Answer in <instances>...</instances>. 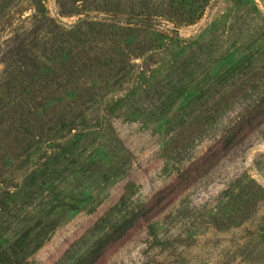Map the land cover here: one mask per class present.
<instances>
[{
	"label": "rangeland",
	"instance_id": "374dc122",
	"mask_svg": "<svg viewBox=\"0 0 264 264\" xmlns=\"http://www.w3.org/2000/svg\"><path fill=\"white\" fill-rule=\"evenodd\" d=\"M18 113L0 264H264V0H0Z\"/></svg>",
	"mask_w": 264,
	"mask_h": 264
},
{
	"label": "trees",
	"instance_id": "16d2710c",
	"mask_svg": "<svg viewBox=\"0 0 264 264\" xmlns=\"http://www.w3.org/2000/svg\"><path fill=\"white\" fill-rule=\"evenodd\" d=\"M19 114L0 118V147L7 143L8 138L15 140V138L23 137V117H19Z\"/></svg>",
	"mask_w": 264,
	"mask_h": 264
}]
</instances>
